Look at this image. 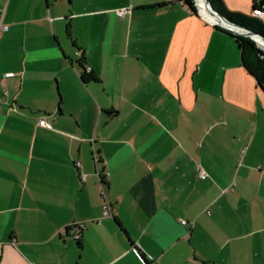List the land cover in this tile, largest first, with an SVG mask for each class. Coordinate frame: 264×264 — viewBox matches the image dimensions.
Segmentation results:
<instances>
[{
	"label": "crops",
	"instance_id": "0c3cea01",
	"mask_svg": "<svg viewBox=\"0 0 264 264\" xmlns=\"http://www.w3.org/2000/svg\"><path fill=\"white\" fill-rule=\"evenodd\" d=\"M0 11V264H264V88L226 28L183 0Z\"/></svg>",
	"mask_w": 264,
	"mask_h": 264
},
{
	"label": "trees",
	"instance_id": "16d2710c",
	"mask_svg": "<svg viewBox=\"0 0 264 264\" xmlns=\"http://www.w3.org/2000/svg\"><path fill=\"white\" fill-rule=\"evenodd\" d=\"M183 1L194 13H197V8L194 0ZM209 1L214 9L222 13L230 21L239 25L246 26L264 35L263 20L249 13L230 9L225 5L223 0ZM226 31L233 35L237 41V44L239 46L241 64L247 69V71H249L255 77L257 84L260 87L264 88V51L259 48L254 39H252L250 36L242 34H233L227 29ZM83 77H85L84 74Z\"/></svg>",
	"mask_w": 264,
	"mask_h": 264
},
{
	"label": "built area",
	"instance_id": "2783aa9c",
	"mask_svg": "<svg viewBox=\"0 0 264 264\" xmlns=\"http://www.w3.org/2000/svg\"><path fill=\"white\" fill-rule=\"evenodd\" d=\"M194 2H195V5H196V8L201 13L200 5L198 4L197 0H194ZM129 8H130L129 6H122V7L117 8L116 12L119 15H124V13L129 11ZM250 14L253 15V16H256L259 19L264 21V0H254V3H253V5L251 7V10H250ZM2 15H3V11H0V28L3 27ZM260 46L264 49V44H260ZM85 68H86L85 69L86 71L90 70V66L86 65ZM13 74L14 73L12 71H6L4 73L5 76H10V75H13ZM38 123L40 125H43V126L47 127V128H52L51 119L48 117V115H44V114L41 115L38 118ZM198 174H199V177L204 178V177H206L207 172L201 166H199ZM101 196L103 197L102 213L103 214H110V202L108 201V199L106 197L104 189H101ZM181 222L182 223H186V220L185 219H181ZM73 226L75 228L74 236L76 238H79L81 230L85 228V223L84 222H77V223H74Z\"/></svg>",
	"mask_w": 264,
	"mask_h": 264
},
{
	"label": "water",
	"instance_id": "95a60500",
	"mask_svg": "<svg viewBox=\"0 0 264 264\" xmlns=\"http://www.w3.org/2000/svg\"><path fill=\"white\" fill-rule=\"evenodd\" d=\"M205 2L208 4V6L210 7V9L214 13H216L220 18H223V19L227 20L229 23L237 26V28H234V27H231V26H227V25H225L222 22L217 21V20H210L211 22H213L215 25H218V26H221L223 28H226L227 30H229L233 34H242V35L250 36L252 39H254V41L259 46V48H261L264 51V49L260 46V44L254 38V35H259V36H261L264 39V35L263 34H261L259 32H256V31H254V30H252V29H250V28H248L246 26L239 25L237 23H234V22L230 21L226 16H224L222 13H220L219 11H217L216 9H214L209 0H205ZM197 13H200L198 9H197ZM240 29H242V30H240Z\"/></svg>",
	"mask_w": 264,
	"mask_h": 264
},
{
	"label": "bare ground",
	"instance_id": "6f19581e",
	"mask_svg": "<svg viewBox=\"0 0 264 264\" xmlns=\"http://www.w3.org/2000/svg\"><path fill=\"white\" fill-rule=\"evenodd\" d=\"M200 5V10L202 11L201 13L207 18V19H211V20H217L222 22L223 24L227 25V26H231L234 28H237V26L229 23L227 20L220 18L216 13H214L210 7L208 6V4L205 2V0H198L197 1ZM205 4V5H204ZM242 30V29H240ZM254 38L257 40V42L259 44H264V39L259 36V35H254Z\"/></svg>",
	"mask_w": 264,
	"mask_h": 264
},
{
	"label": "rangeland",
	"instance_id": "374dc122",
	"mask_svg": "<svg viewBox=\"0 0 264 264\" xmlns=\"http://www.w3.org/2000/svg\"><path fill=\"white\" fill-rule=\"evenodd\" d=\"M198 1V0H197ZM199 4V3H198ZM205 5V4H204Z\"/></svg>",
	"mask_w": 264,
	"mask_h": 264
}]
</instances>
